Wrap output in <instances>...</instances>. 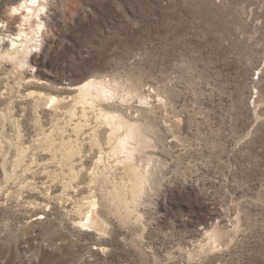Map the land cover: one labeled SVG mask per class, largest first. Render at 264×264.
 I'll list each match as a JSON object with an SVG mask.
<instances>
[{"label":"rangeland","instance_id":"1","mask_svg":"<svg viewBox=\"0 0 264 264\" xmlns=\"http://www.w3.org/2000/svg\"><path fill=\"white\" fill-rule=\"evenodd\" d=\"M30 19L44 26L28 66L0 58V264H264V0H40ZM90 77L131 92L149 139L129 211L101 106L69 114ZM93 199L101 236L77 225Z\"/></svg>","mask_w":264,"mask_h":264},{"label":"bare ground","instance_id":"2","mask_svg":"<svg viewBox=\"0 0 264 264\" xmlns=\"http://www.w3.org/2000/svg\"><path fill=\"white\" fill-rule=\"evenodd\" d=\"M39 1L40 0H11V6H14L10 9L11 14L18 12L22 14V17L20 16L21 18L19 27L17 28V33L14 35L15 37L9 38L8 36V40L5 42L4 36L0 32V58L12 61L16 67L22 70L25 68V66H28V58L34 49H38V47L41 46H39L36 39L42 32L44 25L42 22L38 21H34L35 24H31L30 19L34 10V5H36ZM17 18L19 19V17ZM111 81V79L106 80L105 77H90L77 84L75 87H71L72 89H76L77 95L73 99L74 105L69 110V114L71 116H75V109H77V106L79 105H81L82 116H86L87 108L93 110L95 109L94 107L97 106V103H99V106H101V108H99L100 111L98 113L99 115L97 120L99 125L109 126L110 132L106 143L111 149L110 152L118 158L120 156L124 158L123 160H120V162L127 164V166H129L132 171L133 178L130 185L132 201L128 202L127 200H121V202L124 201L126 206L125 208L129 211L130 204L136 201L135 198L137 194H140L143 191L144 183L147 179L145 175L142 174L143 172L141 171V173L140 170L135 166H131L130 162L132 158H134L133 153L136 152L137 149L141 148L139 151H142V149L148 148L149 139L143 132L138 120L131 118V114H127L126 110L129 107H127V109L123 108V105L130 102L132 98L131 92L126 91L117 83L111 84ZM38 100H43V97H39ZM47 102L51 104L52 108H56V105L59 103V99L54 96H49V99L46 100V103ZM93 142L96 146H99V140L97 139L96 135H94ZM73 148L69 150V154H72ZM101 157L102 156H99L97 163L101 162ZM6 176H8V174H6ZM97 207V200L93 199L89 201L86 208L80 212V220L77 225H79V228H81L82 231H94L101 236L106 233L105 231L107 229L105 222L98 214ZM224 214H227V212ZM216 231L217 222L214 224L211 230L210 228H207L205 232L206 236L208 237V245H213L215 249L219 245V232ZM222 245L223 244H221V246Z\"/></svg>","mask_w":264,"mask_h":264}]
</instances>
